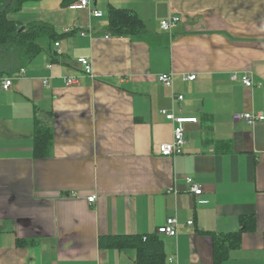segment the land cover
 Masks as SVG:
<instances>
[{
  "label": "crops",
  "instance_id": "0c3cea01",
  "mask_svg": "<svg viewBox=\"0 0 264 264\" xmlns=\"http://www.w3.org/2000/svg\"><path fill=\"white\" fill-rule=\"evenodd\" d=\"M110 7L134 11L145 31L112 35ZM174 14L179 24L163 30ZM8 17L53 25L60 45L49 43L22 76L5 73L9 89L0 83V264H136L134 246L109 239L158 234L169 217L178 234H158L165 264H214V237L239 231L242 219L253 225L221 264H264V121L232 117L264 111V0H90L82 9L25 0ZM164 72L172 86L158 80ZM161 109L198 118L171 158L159 154L173 138ZM36 119L53 131L48 157L33 155Z\"/></svg>",
  "mask_w": 264,
  "mask_h": 264
},
{
  "label": "trees",
  "instance_id": "16d2710c",
  "mask_svg": "<svg viewBox=\"0 0 264 264\" xmlns=\"http://www.w3.org/2000/svg\"><path fill=\"white\" fill-rule=\"evenodd\" d=\"M25 0H0V76L13 73L33 60L45 50L51 42H56L60 36L54 26L42 21L27 24L8 17L11 12L21 9ZM76 0H62L63 6H70ZM109 31L114 36H135L145 31V23L130 9L110 7L108 11ZM10 59L9 70L5 64ZM1 83V79H0ZM2 85V83H1ZM53 131L43 121L35 120L33 155L35 158L48 157L51 154ZM254 221V217H253ZM252 220L242 219L239 231L219 234L214 237V264H221L229 251L240 245L241 234L251 228ZM118 235L109 239V244L116 248L134 246L137 250L136 264H165L166 253L163 240L158 234Z\"/></svg>",
  "mask_w": 264,
  "mask_h": 264
},
{
  "label": "built area",
  "instance_id": "2783aa9c",
  "mask_svg": "<svg viewBox=\"0 0 264 264\" xmlns=\"http://www.w3.org/2000/svg\"><path fill=\"white\" fill-rule=\"evenodd\" d=\"M72 8L82 9L90 6V0H76L74 3L70 5ZM93 14L97 17L103 16V12L98 9L92 10ZM181 21V17L179 15H171L167 19H163L160 23L161 28L166 31H172ZM82 35H86L85 31L81 32ZM56 46H59L60 43L56 42ZM79 63L83 67V71L87 75H94L93 63L89 57H80L78 59ZM51 67V64H48ZM26 69L22 67L19 71L18 76H22L25 73ZM184 79L194 80L196 75L184 76ZM233 79L237 80L238 75H233ZM2 88L9 89V87L13 83V77L0 76ZM158 80L166 85H173V74L171 72H164L158 75ZM241 82L248 87H252L254 85L253 79L249 74H244L240 77ZM49 80L45 79V83H48ZM76 80L72 77L67 79L68 84L75 83ZM185 98L184 94L175 93L173 99L175 102H181ZM161 113L173 123V138L171 141L161 143L159 145V154L166 157H175L184 153L185 148L189 142L187 137V127L188 123H196L198 121L197 117L192 116H184L178 115L173 111H169L167 109H161ZM233 120L236 122L246 123L248 125H254L259 121H264V111H237L232 115ZM187 183L189 184V190L195 195H199L203 192V186L194 181L193 177H186ZM72 196H75L76 193L72 192ZM96 199V195L93 194L88 197L89 202H94ZM189 224H192L193 221H189ZM157 233L160 235H168L171 237H176L178 234V219L176 217H169L167 220L159 225L157 229ZM147 237L144 236V239ZM172 260V259H171Z\"/></svg>",
  "mask_w": 264,
  "mask_h": 264
},
{
  "label": "water",
  "instance_id": "95a60500",
  "mask_svg": "<svg viewBox=\"0 0 264 264\" xmlns=\"http://www.w3.org/2000/svg\"><path fill=\"white\" fill-rule=\"evenodd\" d=\"M13 0H10L9 5L12 3Z\"/></svg>",
  "mask_w": 264,
  "mask_h": 264
}]
</instances>
